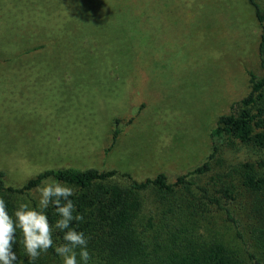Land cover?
I'll use <instances>...</instances> for the list:
<instances>
[{
    "label": "rangeland",
    "instance_id": "374dc122",
    "mask_svg": "<svg viewBox=\"0 0 264 264\" xmlns=\"http://www.w3.org/2000/svg\"><path fill=\"white\" fill-rule=\"evenodd\" d=\"M260 38L245 0H0V169L16 186L66 168L115 170L137 181L165 173L174 182L216 146L212 171L197 181L235 186L230 208L243 238L212 206L193 234L224 241L245 264H256L250 254L264 264L254 196L242 186L243 166L264 158V147L212 136L222 115L243 110L249 71L264 76ZM142 198L137 231L147 251L163 254L169 228L193 227L185 226L189 212L178 202L166 223L153 192ZM12 200L36 207L39 193ZM105 236L100 227L88 238L91 260L104 257ZM21 239L17 231V257L26 255ZM36 260L62 264L48 252Z\"/></svg>",
    "mask_w": 264,
    "mask_h": 264
},
{
    "label": "trees",
    "instance_id": "16d2710c",
    "mask_svg": "<svg viewBox=\"0 0 264 264\" xmlns=\"http://www.w3.org/2000/svg\"><path fill=\"white\" fill-rule=\"evenodd\" d=\"M127 1L114 0L118 5L125 4ZM245 1L253 10L254 17L261 26L258 54L261 67L264 69V6L259 0ZM249 82L251 92L240 102L243 107L241 113L222 115L218 119L212 136L219 138L225 134L240 142L254 143L263 148L264 76L259 77L255 72L249 71ZM251 108H257V113L254 114ZM118 134L119 132L116 131L114 139H117ZM216 153L217 147L214 146L211 154L201 165L178 176L174 182H170L165 173L145 181H137L130 175H120L115 170L66 168L46 170L23 186H16L9 182L7 173L0 169V198L5 200L7 210L12 215L17 208L12 198L29 195L49 178L76 187L79 191L70 199L76 206V212L83 214L84 220L79 223L74 221L72 227L82 231L87 238L91 235L94 237L96 230L99 231L100 227L106 232L104 257L99 260H90L89 264H245L224 241L217 238L201 240L193 234L194 226L201 218L200 215L212 209V206L226 214L228 221L236 227L238 236L243 238L239 222L230 208L239 199L235 186L226 182L220 187L215 184L214 188L210 189L198 184L197 181L212 171ZM119 177L126 178L129 185L115 183L114 181ZM242 186L253 193V211L257 214L256 220L259 223L255 239L264 247V158L243 166ZM148 190L153 192L156 203L164 208L166 223L169 221L168 215L178 214L173 212L180 208L181 203L178 204V202H182L181 209L189 212L184 213L185 226L190 224L193 226L186 227L185 230L178 229L175 225L169 228L165 248L161 243L157 245L163 247V254L158 249L147 251V246L136 228L137 218L143 206L142 193ZM47 216L53 225L59 218L51 206L47 209ZM153 220V218L149 219L147 224L149 228L154 226ZM63 235V232L54 230L55 243L53 248L48 250L50 256L60 257L55 252V246L63 243ZM20 252H18V264L22 262L19 260L27 259L26 255ZM249 256L256 264H262L256 255ZM32 264H43V261L35 260Z\"/></svg>",
    "mask_w": 264,
    "mask_h": 264
},
{
    "label": "clouds",
    "instance_id": "9594fccd",
    "mask_svg": "<svg viewBox=\"0 0 264 264\" xmlns=\"http://www.w3.org/2000/svg\"><path fill=\"white\" fill-rule=\"evenodd\" d=\"M36 191L39 193L38 205L31 207L27 203H20L12 215L7 210L5 200L0 198V264H18L14 251L17 229L22 234L20 243L29 264L53 248L54 230L64 233L63 243L55 246L62 264H89L92 256L87 247L88 238L72 227L74 221L79 223L84 220L83 214L76 212V206L70 199L75 194L74 188L49 178ZM50 206L59 217L54 225L47 216Z\"/></svg>",
    "mask_w": 264,
    "mask_h": 264
}]
</instances>
